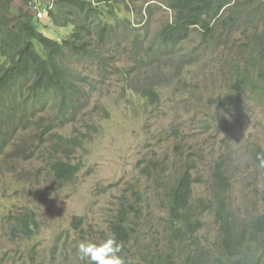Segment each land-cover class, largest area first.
<instances>
[{
	"label": "rangeland",
	"instance_id": "374dc122",
	"mask_svg": "<svg viewBox=\"0 0 264 264\" xmlns=\"http://www.w3.org/2000/svg\"><path fill=\"white\" fill-rule=\"evenodd\" d=\"M35 2L40 6L41 0ZM155 9L157 29L172 14L165 7ZM45 22L50 23L39 22V30L51 39L61 41L72 31ZM245 23L232 34L221 32L228 42L216 54L194 55L201 43L198 36L185 43L186 50L168 61L173 72L184 66L181 80L163 87L158 105L130 89L122 71L133 63L122 51L112 53L111 80L97 82V73L84 69L96 88L89 89L91 96L74 120L42 138L22 132L0 151V264H86L78 258L77 245L105 239L123 198L137 211L129 216L123 256L130 264H147L142 257H147L152 238L163 242V218L167 219L162 193L144 173L151 160L168 169V179L177 169L191 167L195 201L209 198L212 169L224 161L231 177L232 207L243 217L264 214V168L256 156L264 151V104L249 94L243 99L245 111L238 114L220 103L231 85L222 73L224 61L237 60L232 49L247 43L248 34L255 32ZM238 57L243 66V54ZM56 135L77 137L82 145L65 157L64 149L56 146ZM51 157L78 166L79 173L69 182L60 181L51 172ZM29 209L40 222L38 237L13 239L15 217ZM76 218L82 219L80 226L74 224ZM205 221L198 240L207 248L217 243V231L210 215Z\"/></svg>",
	"mask_w": 264,
	"mask_h": 264
},
{
	"label": "trees",
	"instance_id": "16d2710c",
	"mask_svg": "<svg viewBox=\"0 0 264 264\" xmlns=\"http://www.w3.org/2000/svg\"><path fill=\"white\" fill-rule=\"evenodd\" d=\"M35 1L0 0V151L22 132L42 138L74 120L91 96L89 89L96 88L84 69L94 70L97 82L111 80L112 53L122 51L133 63L122 71L130 89L158 105L163 87L181 80L184 66L173 72L168 61L186 50L185 43L198 36L201 43L193 54H216L228 42L222 40L221 32L232 34L244 22L255 32L248 34L247 43L232 49L237 60L224 61L222 73L231 85L220 103L238 114L245 111L243 99L249 94L264 104V0H147L144 4L142 0H41L40 6ZM159 7L170 11L172 18L155 29L153 18ZM44 20L50 22L46 26L71 27L72 31L61 41L51 39L39 30ZM239 53L244 56L243 66ZM56 136V146L64 149L65 157L82 145L77 137ZM21 150L20 145L16 154ZM256 156L260 161L264 151L258 150ZM223 162L212 169L209 198L197 201L191 167L177 169L168 179L167 168L147 162L144 173L162 193L167 219L163 218V242L152 238L144 263L264 264V214L243 217L232 207L231 177ZM50 168L63 182L79 173L78 166L62 158L51 157ZM125 200L111 225L123 249L129 237V216L132 210L137 212ZM207 215L216 225L217 243L206 248L198 238ZM81 221L76 218L74 224L80 226ZM39 229L36 212L24 210L15 217L12 238L32 240ZM124 252L120 255L130 264Z\"/></svg>",
	"mask_w": 264,
	"mask_h": 264
},
{
	"label": "clouds",
	"instance_id": "9594fccd",
	"mask_svg": "<svg viewBox=\"0 0 264 264\" xmlns=\"http://www.w3.org/2000/svg\"><path fill=\"white\" fill-rule=\"evenodd\" d=\"M259 166L264 168V158L260 159ZM122 249L123 245L116 235L109 233L99 243L81 241L77 245V255L79 260L86 264H125V260L120 255Z\"/></svg>",
	"mask_w": 264,
	"mask_h": 264
},
{
	"label": "built area",
	"instance_id": "2783aa9c",
	"mask_svg": "<svg viewBox=\"0 0 264 264\" xmlns=\"http://www.w3.org/2000/svg\"><path fill=\"white\" fill-rule=\"evenodd\" d=\"M39 17H40V18L42 17V13H39Z\"/></svg>",
	"mask_w": 264,
	"mask_h": 264
}]
</instances>
